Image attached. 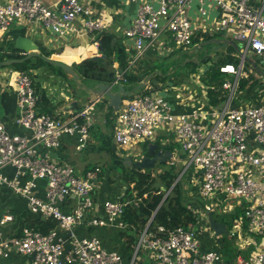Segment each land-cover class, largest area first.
Masks as SVG:
<instances>
[{
  "label": "built area",
  "instance_id": "1",
  "mask_svg": "<svg viewBox=\"0 0 264 264\" xmlns=\"http://www.w3.org/2000/svg\"><path fill=\"white\" fill-rule=\"evenodd\" d=\"M126 1L136 5V14L124 31L126 45L132 44V52L127 54L125 68L114 71L112 84L125 80L128 69L144 57L148 48L159 46L165 54L186 51L194 45L198 33L197 22L189 15L192 0ZM195 1L201 17L216 10L205 25L206 33L223 32L242 44L240 63L219 66L221 73L236 75L234 81L222 83V88L229 90L228 100L220 107L202 104L178 113L172 109L170 96L163 92L170 88L133 93L127 96L128 100L123 99L115 112L112 143L121 151L120 156L139 159L148 143L165 145L167 137L174 135L179 147L168 163L182 162L180 177L189 169L190 174L197 171L192 174L190 183H195L189 194L201 203H188L196 223L150 229L153 214L139 232L131 253L123 256L106 247L95 229H126L125 207H137L147 194L138 196L132 191L131 196L125 197L124 188L119 199H106L99 204L93 192L100 168L94 166L78 173L49 153L60 146L64 135L75 137L78 151L87 145L92 106L77 108L65 117L38 111L35 82L41 79L43 70L7 68L5 76L16 87L18 115L14 123L22 132H9L0 116V186L23 197L32 214L55 220L56 226L47 233L24 227L20 235H4L1 227L13 219L4 213L0 217V257L18 253L26 257L28 264H264V82L258 91V102L230 105L243 75L240 73L246 55L251 53L264 63V0L259 6L248 0ZM15 23L22 24L25 31L40 25L57 37L81 30L103 31L109 25L84 0L0 1L2 37ZM162 34H166L167 41H159ZM5 40L11 41V35ZM1 47L4 54L25 55L5 43ZM209 89L206 86L202 90L207 102ZM8 168L12 175L5 173ZM39 180L44 181L43 197L37 193ZM71 197L75 199L73 205ZM237 207H242V214L232 220L226 234L237 241L239 252L226 259L219 249L204 250L198 222L205 219L206 230L214 233L208 214H228ZM76 227L86 234L79 235Z\"/></svg>",
  "mask_w": 264,
  "mask_h": 264
},
{
  "label": "crops",
  "instance_id": "2",
  "mask_svg": "<svg viewBox=\"0 0 264 264\" xmlns=\"http://www.w3.org/2000/svg\"><path fill=\"white\" fill-rule=\"evenodd\" d=\"M4 1V0H0ZM49 3L54 2L55 0H47ZM86 4L90 5L95 12V15L105 18L108 22V26L103 31H108L116 35L120 42L124 46V50L126 53L125 58V66L127 62V54L132 52V44L127 42L124 37L125 29L130 25L132 19L136 14V5L134 3H129L126 0H84ZM250 3L255 6L260 5L261 0H248ZM197 4L195 0H192L191 7L189 9V15L193 21L197 22V36L194 39V45L186 50H174L169 54H165L161 47L153 46L146 50L144 57L139 59L137 62L133 64L131 68L125 74V80L119 81L114 86L118 84H122L124 87L132 88L138 85V82L143 81L146 77H148L151 82H147L143 91L147 90H163L164 88H170L163 92L167 93L170 96V104L172 105V109L175 112H189L194 107H199L202 104H209L215 107H220L223 103L228 100L229 90L222 88L221 91L226 97V99L219 104L213 105L211 103V98L208 95L209 101L207 102L203 97L202 93L199 92L200 84H203L202 77H204L208 68H205L206 64L210 66L213 63H216L219 59H229L233 57L235 62H225L237 65L240 63L241 50L238 43L231 38L230 35L223 32L216 33H206L205 25L210 22L213 16L216 14V10H209L204 17H201L196 10ZM23 30L24 35L32 38L37 43H41L47 50L51 51V55L49 58L59 60L65 63H70L72 65L73 62L79 63L83 59L86 58H95L100 57L104 53L102 52V48L100 46V42L96 39L97 31L87 32V31H79L78 33L67 34L62 37H57L50 30L43 29L40 25H35L32 27L31 31H25L24 27L20 23H15L11 26L10 31ZM1 35V34H0ZM10 36V35H9ZM16 36V35H14ZM5 36H0V44L2 45L5 40ZM166 34H162L160 37V42L167 41ZM218 41V43H216ZM213 43L220 47L221 52H210L206 58H204V51L201 48L205 44ZM13 46V43H12ZM197 49V50H195ZM67 56H71V60L68 61ZM116 54H114L115 58ZM174 56L173 60L169 61L166 58H170ZM96 57V58H97ZM5 58H7L5 56ZM103 59V58H102ZM107 59V58H106ZM113 59V58H112ZM166 59V60H165ZM104 60V59H103ZM109 61V59H107ZM166 61L162 64V61ZM113 61V60H112ZM196 61H199V65L196 64ZM123 62V64H124ZM113 61L112 63L109 61V65L112 68V71H116L117 69H124L116 67ZM224 63V64H225ZM114 64V65H113ZM205 64V65H203ZM106 65V64H105ZM223 65V64H220ZM219 65V66H220ZM262 67H261V66ZM209 66V67H210ZM107 67V65H106ZM7 68H13L11 65L1 66L0 65V116L3 122L6 125V128L9 132H22V129L18 128L14 120L18 115V107L16 104L17 95H16V87L13 81H8V76H5V70ZM198 69L195 71V69ZM109 72V68L107 67ZM161 73V74H160ZM221 73V72H220ZM109 74V73H108ZM199 74V78H195V75ZM243 74V75H241ZM241 79H248V85L246 89L239 88L230 101L231 106H238L240 104H252L258 102L259 98L258 91L260 90V86L254 89H248L249 85L252 84L255 80L261 81L264 79V63L262 59L256 57L255 55H246L243 62V71L240 73ZM69 76V75H68ZM51 80L53 79V75H50ZM127 77H132L133 81L127 80ZM223 81L229 80L234 81L236 75L231 73H222ZM41 77L40 89L44 91L47 99H48V107L45 108L46 111H51L53 114L67 116L69 113L77 108H81L85 105H91V126H90V134L87 145L81 149H75V137H71L69 135L62 136L61 144L56 149H51L49 151L50 156L59 160L62 163H68L73 165L78 173H84L87 169L90 168V165L85 157H91L92 155L97 158V161L93 164L94 166H98L100 170H102V165L106 164V169L109 170L106 172L108 174H99L97 188L94 190L95 200L101 204L102 201L106 199L117 200L124 193V186L121 185L117 172V167L111 163L110 155L101 149L102 146V138L101 136L104 133H109L111 123L108 122L106 118V111L111 109L112 114L111 117H115V112L110 107H104L103 109H99V112L96 111L97 104L100 103H92L87 99H83L82 102L78 103L75 109L67 110L72 101L77 100L79 95L85 94L83 91H77L76 96L70 92V87L66 81L63 79H57V83H49V79ZM44 80V81H42ZM155 80L157 83V89H155V85L152 81ZM238 81V83H239ZM113 82L112 81L108 83ZM95 83V82H93ZM55 84V85H54ZM36 85V83H35ZM140 90L135 91V93H139ZM209 91V90H208ZM202 92V91H201ZM63 98V99H61ZM127 97H124L126 99ZM40 111V107L38 108ZM113 131V130H112ZM113 133V132H112ZM170 143V141H168ZM159 145V144H157ZM173 146V145H172ZM159 147L163 149H169L170 151H176L173 147H169L167 143L165 145H159ZM180 157L183 156L182 152H178ZM107 156L109 158H107ZM101 161L99 165L97 162ZM179 162L178 164H181ZM176 164L175 166L177 167ZM92 166V165H91ZM111 170V171H110ZM110 171V172H109ZM5 173L8 175H12V169L8 168L5 170ZM112 173V176H107ZM196 174L193 171L191 174L188 172L186 175L184 174V178L188 181L187 185H189L192 174ZM112 177V179L110 178ZM38 195L44 196V181H38ZM71 205L74 204L75 199L71 197L70 199ZM69 207V206H68ZM66 207V208H68ZM64 206V209H66ZM27 203L26 200L20 195L14 193L7 186H0V217L4 213H9L13 216V220L16 217V220H19V215L22 212H26ZM7 222L4 226H2V231L4 235H13L15 220ZM227 228V226H226ZM76 232L79 235L86 234L85 230L76 227ZM119 230L115 229H105V228H96L95 233L100 237L103 244L111 249H115L118 252L124 251V239L120 237L118 234ZM214 232V231H213ZM225 235V234H223ZM223 236L216 235L215 232L211 234H206L204 232H199V239L202 243V248L206 249H216L220 250L224 255L223 249ZM233 241V240H232ZM233 246L235 250L239 252L237 241L234 240ZM251 248V245L249 246ZM229 249V248H228ZM242 252H247V250H242ZM227 259V257L225 256ZM0 264H28L25 256L19 255L18 253H11L9 257H0Z\"/></svg>",
  "mask_w": 264,
  "mask_h": 264
},
{
  "label": "trees",
  "instance_id": "3",
  "mask_svg": "<svg viewBox=\"0 0 264 264\" xmlns=\"http://www.w3.org/2000/svg\"><path fill=\"white\" fill-rule=\"evenodd\" d=\"M96 39L100 42L102 52L106 55V58L112 63L115 61L120 68L125 66L126 53L123 44L120 39L108 31H97ZM7 35L18 36L24 35L23 30L9 31ZM6 35V36H7ZM5 36V35H4ZM5 36V37H6ZM4 37V38H5ZM7 47L13 48L12 41H3ZM40 53L49 57L51 51L47 50L41 43H38ZM116 54L115 58L113 57ZM6 56L4 53L0 55V61L4 60ZM10 58L11 56H6ZM21 57V56H15ZM113 58V59H112ZM113 60V61H112ZM124 62V64H123ZM225 62H235L233 57L229 59H219L216 63H213L206 71L204 77H202L203 82H205L210 89L208 95L210 96L211 103L213 105L222 103L226 97L221 91V86L224 78L222 73L219 71V65ZM11 67L15 70L29 71L30 69H43V75L48 80L50 77H46L47 72H51L50 75H56L57 79H63L67 82L70 89H75V83L71 78L64 72L60 67L51 65L43 61L41 57H34L28 59L21 63L11 64ZM71 67L79 74L80 78L86 82H111L112 77H109V72L104 63V60L100 57L97 58H86L79 63L73 62ZM47 71V72H46ZM50 80V79H49ZM127 80L133 81L132 77H127ZM248 79H241L239 81V88L246 89L248 85ZM36 91L39 95V101L37 107H40V111H46L45 108L48 107V99L40 89L41 81L35 82ZM253 84V83H252ZM250 84L249 87L252 85ZM251 89V88H248ZM105 107L104 102L97 104V108L103 109ZM106 118L109 123H111L109 133H104L102 138L101 149L106 151L110 155L111 163L115 165L118 169L119 180L121 185L125 187V197L131 196L132 191H136L138 196H142L144 193L147 194L146 198L138 203L137 207L127 206L125 207L123 219L127 224V228L120 230L118 234L124 239V251L120 252L123 256L128 255L134 250L136 245L139 232L146 226L151 216L154 214L151 222L149 223V228L154 229L157 225H163L165 228H173L179 225L182 226H193L196 223V219L192 214L188 203L197 204L196 198L187 195L184 190V182L182 179L178 180L176 183L175 179L177 177V167L171 165L170 169L165 168L161 173L153 175L152 169L136 170L125 165L123 163V157L116 152V148L112 143V130H113V117H111L112 111H106ZM161 164V163H159ZM102 170L99 174H102ZM164 189V190H162ZM169 193L165 196L167 190ZM189 196V197H188ZM196 201V202H193ZM201 203V202H200ZM28 210V209H27ZM242 214V207H237L234 211L228 214H217L213 213L212 217L220 222H223L229 227L232 220L239 218ZM13 220V219H12ZM14 233L13 235H20L24 227L34 228L42 233H47L51 228L56 226V221L52 219H44L39 215L32 214L29 210L22 212L19 215V220L14 218ZM13 220V221H14ZM246 225V224H244ZM223 238V249L224 256L227 259H232L233 256L238 252L233 246L234 240L227 241ZM229 248V249H228Z\"/></svg>",
  "mask_w": 264,
  "mask_h": 264
},
{
  "label": "water",
  "instance_id": "4",
  "mask_svg": "<svg viewBox=\"0 0 264 264\" xmlns=\"http://www.w3.org/2000/svg\"><path fill=\"white\" fill-rule=\"evenodd\" d=\"M11 41L13 43V50L23 51L25 53L24 56L15 57V53L6 52V56H11L10 58H5L0 61L1 66L16 64L24 62L28 59L34 57H41L43 61L49 63L51 65H55L60 67L64 72L69 75L71 80L75 83L77 89H80L85 94L79 95L77 100L71 102V104L66 107L67 110L75 109L77 104L82 102L83 99H87L92 103L96 102H104L106 107L112 108L114 112H116L121 105L124 97L132 95L135 91L143 89L147 82H151V80L146 77L143 81L138 82V85L127 88L122 84H118L114 86L112 83L108 82H86L83 81L79 74L71 67L70 63H65L59 60H55L49 57H45L40 53L38 43L32 38L25 35L11 36ZM218 43V41H216ZM0 44V52L3 50ZM197 50V49H195ZM204 51V50H203ZM204 58L211 53L204 51ZM4 53V52H3ZM210 56V55H209ZM97 57V56H96ZM95 57V58H96ZM101 58L104 59V63L109 68V77L114 76V72L112 71L111 66L109 65V61L106 59V55H101ZM196 64L199 65V61H196ZM43 70V69H42ZM161 74V73H160ZM42 77L44 75L42 74ZM44 81V80H42ZM154 84L157 82L155 80L152 81ZM157 84L155 85V89H157ZM173 157V152L169 149H163L159 147V145L155 143H148L143 155L139 159H132L128 156H124L123 163L132 169L136 170H144V169H152L157 163H166ZM180 178V175L177 177L174 183H176ZM209 226L215 232L216 235H223L227 233L226 224L220 221L215 220L212 217V214H208Z\"/></svg>",
  "mask_w": 264,
  "mask_h": 264
},
{
  "label": "rangeland",
  "instance_id": "5",
  "mask_svg": "<svg viewBox=\"0 0 264 264\" xmlns=\"http://www.w3.org/2000/svg\"><path fill=\"white\" fill-rule=\"evenodd\" d=\"M237 43H238V45H239V47L240 46H242V44L239 42V41H236ZM204 51H206V52H208V53H210V52H212V51H214V52H221L220 51V47H218L217 45H214L213 43H210V44H205V45H203L202 47H201ZM248 55H251V53H248ZM173 58H174V56H172V57H170V58H166L167 60H169V61H171V60H173ZM68 61H70L71 60V56H67V58H66ZM165 59V60H166ZM162 61V64H164L166 61ZM203 65H205V64H203ZM209 66H210V64L209 65H207L206 64V66H205V68H209ZM261 66V65H260ZM262 67V66H261ZM198 69L196 68L195 69V71H197ZM47 72V71H46ZM51 74V72H47L45 75H46V77H50V76H48L49 74ZM50 79V81H49V83H57V76L56 75H54L53 74V79L51 80V77L49 78ZM58 79H60V78H58ZM41 80H39V82H40ZM262 82H264V79H262L261 81H254L253 82V84L249 87V88H251V89H254V88H257L258 86H261V84H262ZM54 84V85H55ZM206 86H208L205 82H203V84H200V86H199V92L200 93H202L201 91L204 89H206ZM77 91H80V89H77V88H75V89H72V90H70V92L72 93V94H74L75 96H76V94H77ZM140 92H142V93H146L147 91H143V90H140ZM204 95H206V93H204ZM61 99H63V98H61ZM130 99V98H129ZM125 100H128V99H125ZM96 111H98L99 112V108H96ZM115 119V118H114ZM114 119H113V127H114ZM168 139H169V141H170V143H167V145L169 146V147H173V149L174 150H176V149H178V147H179V145H178V142L177 141H175V137H174V135H170V136H168L167 137ZM175 141V142H174ZM159 145H160V143H159ZM173 145V146H172ZM162 146V145H161ZM120 150L119 149H117L116 148V152L118 153ZM179 151V150H178ZM121 152V151H120ZM82 157L84 156V158H86L87 159V161H88V163H89V165H90V168H92V167H94V163L97 161V158L96 157H94L93 155L90 157H85V155H81ZM107 158H109L108 156H107ZM99 165L101 164V161H98L97 162ZM71 165V164H70ZM92 165V166H91ZM106 164H103L102 165V172L104 173V174H108V173H106L109 169L107 168L106 169V166H105ZM71 166H73V165H71ZM170 166H171V164L170 163H168V162H166V163H162V164H159V163H157L153 168H152V170H153V175H157L158 173H161L165 168H168V169H170ZM74 167V166H73ZM75 168V167H74ZM183 169H184V165L181 163V164H178L177 165V177L181 174V172L183 171ZM111 171V170H110ZM109 171V172H110ZM191 171V169H189V171L188 172H190ZM108 177L109 176H112V173H110L109 175H107ZM184 176V174L180 177V179H182L183 180V182L185 183L184 184V190L186 191V193H187V195H189L190 196V194H189V191L190 190H193L194 189V183L195 182H192V183H189V185H187V180L183 177ZM176 177V178H177ZM111 179H112V177H110ZM179 179V180H180ZM188 196V197H189ZM207 226H208V224H207V222H206V220L205 219H202L201 220V222H198V225H197V228L199 229V230H201V232H204V233H206V234H210L211 232L207 229L206 230V228H207ZM229 230H230V227H229ZM227 241H230V240H235V239H232V238H229V234H225V235H222Z\"/></svg>",
  "mask_w": 264,
  "mask_h": 264
},
{
  "label": "flooded vegetation",
  "instance_id": "6",
  "mask_svg": "<svg viewBox=\"0 0 264 264\" xmlns=\"http://www.w3.org/2000/svg\"><path fill=\"white\" fill-rule=\"evenodd\" d=\"M1 51H2V50H1ZM1 54H3V52H2V53L0 52V55H1ZM4 57H5V56H4Z\"/></svg>",
  "mask_w": 264,
  "mask_h": 264
}]
</instances>
